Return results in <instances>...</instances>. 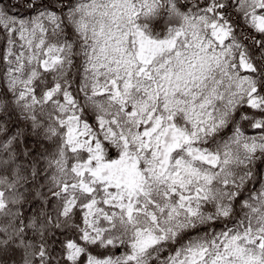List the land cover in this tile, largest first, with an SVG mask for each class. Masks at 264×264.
<instances>
[{"label":"snow or ice","instance_id":"snow-or-ice-1","mask_svg":"<svg viewBox=\"0 0 264 264\" xmlns=\"http://www.w3.org/2000/svg\"><path fill=\"white\" fill-rule=\"evenodd\" d=\"M0 264H264V0H0Z\"/></svg>","mask_w":264,"mask_h":264}]
</instances>
